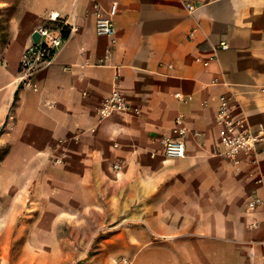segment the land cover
Here are the masks:
<instances>
[{
	"label": "crops",
	"instance_id": "0c3cea01",
	"mask_svg": "<svg viewBox=\"0 0 264 264\" xmlns=\"http://www.w3.org/2000/svg\"><path fill=\"white\" fill-rule=\"evenodd\" d=\"M10 5V35L0 52L5 140L20 145L22 157L57 158L63 172L91 184L86 189L115 175L124 221L142 223L125 236L134 264H264V145L230 160L220 154L217 123L219 99L227 95L236 116L264 135V0ZM51 15L72 31L35 88L23 89L22 55ZM99 16L113 19L112 34L96 33ZM114 90L130 108L100 119ZM178 117L188 131L186 155L168 158L160 141ZM157 253L166 256L145 261Z\"/></svg>",
	"mask_w": 264,
	"mask_h": 264
},
{
	"label": "rangeland",
	"instance_id": "374dc122",
	"mask_svg": "<svg viewBox=\"0 0 264 264\" xmlns=\"http://www.w3.org/2000/svg\"><path fill=\"white\" fill-rule=\"evenodd\" d=\"M10 2L0 0V52L10 35ZM6 132L0 126V264H134L125 236L142 223L124 221L117 177L103 175L100 189H86L91 184L63 172L57 158L22 157ZM179 259L184 262V253Z\"/></svg>",
	"mask_w": 264,
	"mask_h": 264
},
{
	"label": "built area",
	"instance_id": "2783aa9c",
	"mask_svg": "<svg viewBox=\"0 0 264 264\" xmlns=\"http://www.w3.org/2000/svg\"><path fill=\"white\" fill-rule=\"evenodd\" d=\"M189 10L194 9L193 4L187 5ZM50 24L41 25L37 31L40 33V41H33L25 49L19 66V86L23 89L35 88L36 76L41 71L49 68L63 47L66 36L67 24L58 15H51ZM72 30H69V33ZM114 32V22L111 17L99 16L96 22V33L98 35H110ZM227 44L222 43L221 48L226 49ZM208 65V62H205ZM182 97L181 94H176ZM217 114L219 125V137L224 150L220 153L230 160H236L243 152L256 151L260 145H264V135L254 133L244 120L235 114L236 105L231 97L222 95ZM130 108L126 97L119 90H114L98 109L100 119L128 111ZM138 113V111H136ZM187 128L182 117L176 118L175 126L171 136L161 139L162 155L168 158H182L186 155ZM114 169H120L119 164ZM257 200L249 204L251 209L255 208Z\"/></svg>",
	"mask_w": 264,
	"mask_h": 264
},
{
	"label": "water",
	"instance_id": "95a60500",
	"mask_svg": "<svg viewBox=\"0 0 264 264\" xmlns=\"http://www.w3.org/2000/svg\"><path fill=\"white\" fill-rule=\"evenodd\" d=\"M40 33L38 31H35L33 34H32V41L34 43H38L40 41Z\"/></svg>",
	"mask_w": 264,
	"mask_h": 264
},
{
	"label": "trees",
	"instance_id": "16d2710c",
	"mask_svg": "<svg viewBox=\"0 0 264 264\" xmlns=\"http://www.w3.org/2000/svg\"><path fill=\"white\" fill-rule=\"evenodd\" d=\"M69 32H67V29H66V31H65V36L67 37ZM17 97H18V94L16 93V95H15V99H17Z\"/></svg>",
	"mask_w": 264,
	"mask_h": 264
}]
</instances>
